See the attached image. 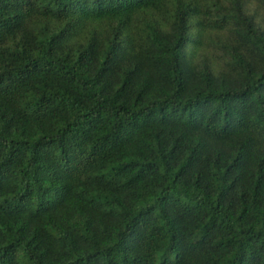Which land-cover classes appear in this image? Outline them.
I'll list each match as a JSON object with an SVG mask.
<instances>
[{"label": "trees", "instance_id": "16d2710c", "mask_svg": "<svg viewBox=\"0 0 264 264\" xmlns=\"http://www.w3.org/2000/svg\"><path fill=\"white\" fill-rule=\"evenodd\" d=\"M0 264H264V0H0Z\"/></svg>", "mask_w": 264, "mask_h": 264}]
</instances>
